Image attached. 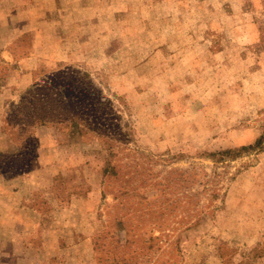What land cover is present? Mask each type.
Segmentation results:
<instances>
[{
    "label": "rangeland",
    "instance_id": "obj_1",
    "mask_svg": "<svg viewBox=\"0 0 264 264\" xmlns=\"http://www.w3.org/2000/svg\"><path fill=\"white\" fill-rule=\"evenodd\" d=\"M2 26L11 43L0 57V86L28 82L0 122L9 171L24 168L10 178L0 170V264H75V245L90 233L93 264H264V147L219 164L213 212L190 228L181 208L167 206L183 205L181 184L159 186L174 169L211 172L204 152L264 135V0H0ZM47 27L60 37L38 40ZM56 41L69 60L22 70L34 45L40 54ZM60 70L73 92L66 74L54 77ZM30 90L50 100L81 97L86 105L75 110L91 124H34L43 105ZM22 96L26 115L18 112ZM46 107L49 117L66 113L53 101ZM31 173L18 204L36 205L42 216L6 230V184Z\"/></svg>",
    "mask_w": 264,
    "mask_h": 264
},
{
    "label": "trees",
    "instance_id": "obj_2",
    "mask_svg": "<svg viewBox=\"0 0 264 264\" xmlns=\"http://www.w3.org/2000/svg\"><path fill=\"white\" fill-rule=\"evenodd\" d=\"M62 74H66L64 75V78L68 79L67 80L68 82L64 86V88L67 87L68 90H71L72 88V92H73L74 89L72 87V82L70 81L71 76H68L67 72L60 70L54 73L53 75L55 77V76H60ZM84 75L85 76H81L80 79L90 80L88 75L86 74ZM41 93H43V95H41L39 91L33 94L31 90L28 92L30 96L32 95L35 101H37L40 105L41 104L43 105L40 107L41 112H39V114L36 113L37 116H36V120L34 121V124H36L37 122L44 123L45 121L49 119L55 120L58 117L62 118L58 120L59 123H63L67 120H70L73 123H75L76 121H79V123L85 127L91 124L90 121L88 120V116L80 115L79 112L81 111L79 112L77 111L79 110L80 107H82L83 105L85 107L86 105L85 103L83 104L81 103V101H79V98L81 99V97H78L77 99L73 97L71 94L68 97L61 96V99L53 98L52 100H50L48 96L49 93H44V92H41ZM58 96L60 95L58 94ZM49 101H53L54 103H57V107L55 109L60 108L59 109L60 111L62 109L66 113L65 114L61 113L60 115L62 117L58 115L56 116L52 115L51 116L52 118L45 115L44 111L47 108L46 103ZM25 102H29V100L27 99L26 96H22L21 103H20L21 106L18 109V112L21 113L22 115L25 114L24 111L22 110V106H24ZM31 104H33V101L31 102ZM101 104H103V95L99 96V100L95 104L96 105L95 109L97 110L99 107L98 105L101 106ZM76 106H77L76 108L77 110H75ZM42 108H43V111H42ZM9 115L10 114H8L5 119V122L7 125H11L12 123L11 117ZM17 122H20L23 126H25V128L23 129L27 130L26 128H28V126H27V123L24 117H22L20 120H17ZM98 129L100 130V128H97L96 134L99 135V137L106 138L107 133L100 132ZM263 147H264V135H261L254 144L242 145L240 147L228 148V149H223V150H219L215 152H204L202 156H204V158L206 159H209L214 164L211 172L204 165H193L189 168L174 169L170 171V173L173 174L174 176L170 175L166 177L167 183L163 185L160 182L159 186L163 188L167 187L168 185L171 184L170 183L171 178H173V180L176 183H180L184 189V192L182 191L183 192V198H182L183 205L180 206V204L178 203V200H173L167 206L169 208H172L173 211L176 210L178 207L181 208V210H183L184 212V217L182 220V222L184 223V226L186 227V229L192 227L193 225H195L196 223L200 221L203 215H205L206 213L208 214L209 212L210 213L213 212V209H214V205H213L214 199L213 198L215 197L217 198L220 196L219 188L212 186V180H213L212 178H215L217 175H219L220 177L222 176V174L218 172L219 164H224L230 160H235L238 157L242 156L243 154L251 150H261ZM8 162H12L11 156H6L0 153V170H1V173L6 178H10L16 175L17 173H20L21 170H24V168H20L21 170H17V171L12 170V172H10L8 169L9 167ZM13 169H17V168L13 166ZM109 169L112 170L114 174H116V169L114 168V166H111L110 168L106 170H108L109 172ZM132 177H135V176H132ZM171 187H174V184H171ZM207 194H209L208 195L209 198ZM204 195H206L205 198H204ZM156 198L158 199V197ZM205 199L207 200L206 202H205ZM169 200L170 198H167V202Z\"/></svg>",
    "mask_w": 264,
    "mask_h": 264
},
{
    "label": "crops",
    "instance_id": "obj_3",
    "mask_svg": "<svg viewBox=\"0 0 264 264\" xmlns=\"http://www.w3.org/2000/svg\"><path fill=\"white\" fill-rule=\"evenodd\" d=\"M48 21H51L48 18ZM47 23V22H46ZM48 26V23H47ZM3 27V26H2ZM58 28V27H57ZM57 28L56 29H49L48 27L45 28L44 30H42L41 32L37 33V38L39 39H44V43L46 39H50V37H55V39L57 40V38L60 37L59 33L57 32ZM6 29L5 27H3V29L1 30V34H0V44H1V40L2 41H6L5 45H0V57L2 55H5L6 51L5 48L6 46L11 43V42H7V37L5 36H1L3 33L6 34ZM39 47L41 48L42 46L39 45ZM58 47V42H55V45L52 48H45L44 49V53H40L38 54V50L36 48V46L34 45L33 48L30 51V54L27 57L21 58L19 60L20 66L22 68V70H31V69H35L37 68L40 64H42L44 61H48L51 60L52 64H54L55 62L64 60L67 61L70 58V55L67 54L65 57L62 56V53L60 51V48H56ZM29 73H24V77H27ZM15 76V74L12 77ZM21 77V76H18ZM28 81H26L25 83H27ZM24 82L21 84L18 83H13L10 82L6 85H2L0 86V122L2 119V115H3V111L5 109V104H8V102H10L11 100L13 101L15 98H17V92H20L23 87H24ZM9 85V86H8ZM1 126H0V133H1ZM43 132L44 130L42 128H38L37 129V133L39 136H43ZM34 177V174L31 173L29 174L28 178H23L22 175L16 177V179H14L13 181H8L6 185H11L10 189H12V191L9 193V198L11 200V205L9 206V208L7 209V216L9 217V215H11V217H9L8 220H10V222H8L6 224L7 229L6 230H13V227L16 228L17 226H21V223H24V219L25 216L27 215H40L42 216V212L39 210V208L36 205H32V204H28L26 205L23 202H20V204H18V200L23 199V184L26 183L27 181H31V179ZM33 203V202H32ZM15 225V226H14ZM39 225V223H37V226ZM21 229H26V224H23L21 227ZM91 233L89 235H85L81 240L80 243L78 245H75V247L79 248V255H81V257H76L77 255H72L71 258L75 259L74 263L78 264H93V258H92V247H91ZM25 245V242H24ZM59 245V244H58ZM57 245V246H58ZM68 245V244H67ZM53 247H56L55 245H53ZM81 248H84V251L82 252Z\"/></svg>",
    "mask_w": 264,
    "mask_h": 264
}]
</instances>
